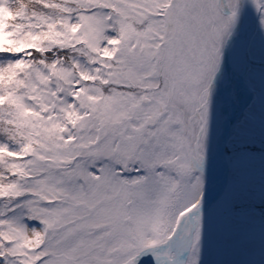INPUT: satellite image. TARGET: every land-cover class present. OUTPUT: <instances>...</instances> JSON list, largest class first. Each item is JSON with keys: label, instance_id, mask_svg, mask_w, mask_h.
<instances>
[{"label": "snow or ice", "instance_id": "obj_1", "mask_svg": "<svg viewBox=\"0 0 264 264\" xmlns=\"http://www.w3.org/2000/svg\"><path fill=\"white\" fill-rule=\"evenodd\" d=\"M0 264H264V0H0Z\"/></svg>", "mask_w": 264, "mask_h": 264}]
</instances>
